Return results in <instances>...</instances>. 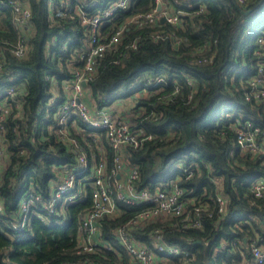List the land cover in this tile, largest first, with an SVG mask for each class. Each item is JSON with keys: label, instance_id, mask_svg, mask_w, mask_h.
<instances>
[{"label": "trees", "instance_id": "1", "mask_svg": "<svg viewBox=\"0 0 264 264\" xmlns=\"http://www.w3.org/2000/svg\"><path fill=\"white\" fill-rule=\"evenodd\" d=\"M20 1L30 10L33 31L28 35L30 49L25 59L5 51L4 72L8 75L0 80V88L9 83L18 86L15 97L8 101L13 104L12 113L6 118L3 134L7 160L0 176V254L9 252L8 259L16 264H57L74 258L71 251L77 217L90 204L85 178L94 175L92 167L101 160L113 178L114 152L103 133L73 116L70 133L87 160V168L82 170L76 155L54 133V116L64 100L61 83L69 77L71 57L83 51L87 39L75 0H64L67 4H61L63 0ZM168 2L180 12L176 25L158 21L154 27L124 26L131 15L147 12L152 0H133L127 11L115 13L104 24L103 35L120 28L123 31L117 51L100 60L86 83V99L93 107H110L122 116L123 110L117 105L134 95L133 85L137 84L139 92L144 90V76L150 81L156 77L165 81L158 86L159 92L151 88L145 96H138L139 103L132 107L133 116L129 117L132 132L143 127L153 136L140 148L128 147L123 158L139 170L136 188L167 189L176 183L185 198L206 203L213 210L215 187L211 180L215 179L229 206L223 218H202L197 229H179L157 219L133 231V236L151 247L148 232L152 227L160 228L166 242L192 253L193 259L187 264L241 263L251 258L252 242L264 250V200L253 198L248 189L255 179L264 177V164L232 143V125L246 119L261 122L260 109L244 101L246 80L242 82L238 76L232 79V75L254 61L253 44L258 36L264 38V0H244L241 6L236 0H189L192 8ZM51 4L59 6L60 12L48 8ZM99 7L79 9L91 14ZM246 8L251 11L243 14ZM156 34L158 37L153 38ZM19 37L10 10L0 1V49L3 40L14 44ZM236 51L239 56L234 59ZM16 102L19 109L14 107ZM61 167L75 175L79 195L84 197L65 204L63 224L43 211L36 210L44 215L45 223L30 213L31 229L16 233L21 240L13 242L16 235L9 221L16 217L27 187L37 184V193L45 199L58 181ZM185 168L190 170V177L184 174ZM144 206L119 204V216L101 218L102 241L120 249L113 231ZM11 244L12 252L8 251ZM110 257L113 262L119 260ZM121 257L125 264L127 255L122 253Z\"/></svg>", "mask_w": 264, "mask_h": 264}, {"label": "built area", "instance_id": "2", "mask_svg": "<svg viewBox=\"0 0 264 264\" xmlns=\"http://www.w3.org/2000/svg\"><path fill=\"white\" fill-rule=\"evenodd\" d=\"M6 8L10 10L15 30L19 32L20 37L12 44L9 39L2 41L3 48L0 49V80L4 75L5 51L18 59H25L28 55L30 46L28 35L33 29L30 26V10L20 0H0ZM68 2L67 0H65ZM83 0H75L78 8V18L80 24L86 28V45L78 55L72 56L68 64L69 77L61 83L64 92V100L55 114L57 120L54 133L59 142L65 144L66 148L76 155L78 168L85 170L87 160L84 153H79L78 142L70 133L69 125L73 116H76L88 128L94 129L104 134L108 146L113 150V178L106 173L105 161L101 160L96 166L94 175L85 178V182L90 187L89 207L84 210L77 219V234L71 254L73 259L61 261L57 264H122V253L128 257L125 264H187L193 259L190 251L180 248L178 245L166 242L163 238V230L152 227L148 232V239L151 247L140 239L133 236V231L138 230L142 225L154 223V220L160 219L162 222H170V225L179 229L200 228L202 218H223L227 213L229 200L221 192L220 184L212 179L211 183L215 187V197L213 210L204 203L200 205L193 198H185L183 190L173 183L167 189H139L136 188V182L139 177L137 166L129 165L123 160L128 147L140 148L145 142L153 139L151 134H146L143 127L135 132L131 130L129 117L133 116L132 107L125 104L124 115L120 116L110 107H93L86 101V93L83 83L91 80L100 60L106 54H114L117 51V44L120 41L122 29L115 30L109 35L102 34V28L106 22L117 12L127 11L133 0H89L83 4ZM181 0H172L173 4L182 5L188 8L194 7L189 0L181 4ZM237 5H243L244 0H236ZM61 4H67L61 1ZM168 0H152V6L147 12H140L131 15L124 22L134 24L138 27H154V25L163 19L172 25L180 22V12L168 6ZM90 13L79 9L84 6L85 9H95ZM2 7V6H1ZM48 8L60 12V7L51 4ZM247 9V8H246ZM248 10V9H247ZM73 18V16H70ZM154 37H158L156 34ZM256 45V46H255ZM252 49L254 61L250 64H244L238 68L235 76L244 82L242 87L243 98L253 107L260 109L261 122L253 120L239 121L232 125L234 132L233 144L242 151L249 153L251 157H259L264 164V38L258 36ZM239 56V51L233 55L234 59ZM243 56V53L241 57ZM244 57V56H243ZM9 82H12L9 79ZM165 83L161 77L148 79L144 76L142 79L143 91L153 88L159 92L160 84ZM18 86L9 83L4 88H0V176L3 166L6 165V145L4 142V130L6 118L12 113V105L8 103L16 94ZM134 96H130L126 103L132 102ZM191 94L189 95V99ZM19 102V100H18ZM14 107L19 109V103ZM125 102V101H124ZM117 105V108L120 104ZM139 103V102H138ZM97 134V133H95ZM60 177L54 183V187L49 196L45 199L37 193L39 189L37 184H31L27 187L22 198L19 201L18 213L14 219L9 221L11 230L14 231L13 242L21 240V236L16 233L31 229L32 217L30 213L38 216L41 223H45L44 215L36 212L43 211L48 217H54V222L63 224L65 219L63 210L65 204L74 203L80 200L79 191L76 187L75 175L68 172L66 167L59 168ZM186 177H190L191 172L188 168L184 169ZM115 176V177H114ZM249 193L253 198L264 200V177L255 179L249 186ZM119 204L142 206L135 215L129 217L124 223L118 226L114 231L117 245L116 248L109 241L104 242L100 237L99 222L103 217H117L121 214ZM36 212V213H35ZM3 213L2 203L0 201V215ZM14 250L13 244L8 246V251ZM6 254H0V264H10ZM110 255L119 258L118 261H112ZM97 256V260L94 257ZM42 264H49L43 262ZM230 264H264V250L255 242L251 243V258L244 262H232Z\"/></svg>", "mask_w": 264, "mask_h": 264}, {"label": "rangeland", "instance_id": "3", "mask_svg": "<svg viewBox=\"0 0 264 264\" xmlns=\"http://www.w3.org/2000/svg\"><path fill=\"white\" fill-rule=\"evenodd\" d=\"M131 92H132V94L135 95L134 96V99H132V102L126 103L128 101H125V102H123L122 104H120L118 106V109L124 110V108L126 107L125 104L128 105V106H130V107L136 106V105H138V101H136L137 98H138V96L143 97V96L146 95V93L144 91L139 92L137 84L133 85V88H132ZM3 168H4V166H3ZM59 173H60V171H58V174ZM83 197H84V194H80V199L83 198Z\"/></svg>", "mask_w": 264, "mask_h": 264}, {"label": "water", "instance_id": "4", "mask_svg": "<svg viewBox=\"0 0 264 264\" xmlns=\"http://www.w3.org/2000/svg\"><path fill=\"white\" fill-rule=\"evenodd\" d=\"M251 10H245V11H242V13L243 14H247V13H249ZM161 22H163V19H161ZM83 86H86V84L85 83H83ZM10 264H16V263H14V262H10Z\"/></svg>", "mask_w": 264, "mask_h": 264}, {"label": "crops", "instance_id": "5", "mask_svg": "<svg viewBox=\"0 0 264 264\" xmlns=\"http://www.w3.org/2000/svg\"><path fill=\"white\" fill-rule=\"evenodd\" d=\"M86 93V92H85ZM87 98V96L85 97V99ZM86 101H88L87 99H86Z\"/></svg>", "mask_w": 264, "mask_h": 264}, {"label": "clouds", "instance_id": "6", "mask_svg": "<svg viewBox=\"0 0 264 264\" xmlns=\"http://www.w3.org/2000/svg\"><path fill=\"white\" fill-rule=\"evenodd\" d=\"M253 46H254V44H253Z\"/></svg>", "mask_w": 264, "mask_h": 264}]
</instances>
